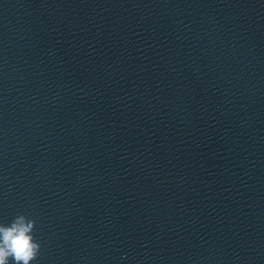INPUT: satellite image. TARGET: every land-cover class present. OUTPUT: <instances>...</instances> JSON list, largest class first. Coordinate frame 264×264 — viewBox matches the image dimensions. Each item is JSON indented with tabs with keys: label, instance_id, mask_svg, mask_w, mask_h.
<instances>
[{
	"label": "clouds",
	"instance_id": "clouds-1",
	"mask_svg": "<svg viewBox=\"0 0 264 264\" xmlns=\"http://www.w3.org/2000/svg\"><path fill=\"white\" fill-rule=\"evenodd\" d=\"M36 222L17 214L9 224L0 223V264H30L40 255L41 243L35 238Z\"/></svg>",
	"mask_w": 264,
	"mask_h": 264
}]
</instances>
